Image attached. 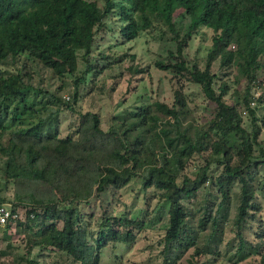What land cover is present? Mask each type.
<instances>
[{"label": "trees", "instance_id": "trees-1", "mask_svg": "<svg viewBox=\"0 0 264 264\" xmlns=\"http://www.w3.org/2000/svg\"><path fill=\"white\" fill-rule=\"evenodd\" d=\"M201 26L212 29V43L205 56H188ZM155 28L175 42L170 57L155 62L172 73V102L142 101L122 122L101 116L98 99L113 97L122 72L99 75L136 55L98 51V40L109 33L125 42ZM124 67L129 80L152 77L140 62ZM40 68L43 83L36 84ZM187 77L214 104L206 123L184 91ZM82 86L85 110L75 107ZM66 108L78 120L63 135ZM263 129L264 0H0V204L25 209L4 227H15L26 246L15 263L3 264H47L49 255L51 264H100L109 242L132 245L164 209L162 264H264ZM149 139L171 159L143 174ZM195 157L200 162L186 169ZM140 175L155 205L148 196L142 216L105 207L93 223L96 213L83 204L108 190L115 195Z\"/></svg>", "mask_w": 264, "mask_h": 264}, {"label": "rangeland", "instance_id": "rangeland-1", "mask_svg": "<svg viewBox=\"0 0 264 264\" xmlns=\"http://www.w3.org/2000/svg\"><path fill=\"white\" fill-rule=\"evenodd\" d=\"M212 29L207 26H201L199 31L195 33L190 41V45L186 49L188 56H205L208 48L212 43ZM109 52L121 53L123 51L129 54H135V60H131L130 56L126 57L122 64L116 65L115 70L107 68L99 77H106L110 79L111 75L114 73L122 72L120 82L117 89L113 92V97L105 94L99 97L100 106L97 107L101 116H106L108 114L114 115L115 121L122 122L127 120L130 112L135 109L142 101H149L154 98H159L164 101L172 102L173 95V76L172 73L163 69L156 67V60L163 59L166 60L169 56V50L175 49V42L162 35L160 29L155 28L153 31L145 30L137 38L129 41L122 42L120 37L107 34L104 38H100L97 44V50H104ZM101 64H106L109 60L99 58ZM140 62L143 66H149L152 77L147 76V73H138L130 79L129 70L124 66L131 63ZM217 66V62L214 64ZM45 74V69L40 68L35 74V83H43V77ZM221 73L220 76L231 77V73ZM186 76L189 77L187 74ZM184 79V91L191 99V105L195 108L198 118L203 122H208L211 114L213 112L214 104L210 102L203 93L200 85L191 81L189 78ZM72 77H69V79ZM45 80V79H44ZM48 83L47 80L44 81ZM58 79H52V88L55 87ZM241 84L240 86H242ZM72 90L71 85H69L64 94H70ZM87 89H81V96L75 107L81 109H87L90 107L88 101V94H86ZM232 91V88L231 90ZM259 94V91L257 92ZM77 112L71 109H63L61 111V133L63 135L67 134L69 131L74 130L77 124ZM103 125L107 127L109 124L107 121H103ZM134 138V136L132 137ZM261 141L264 144V129L260 136ZM162 145L153 139H149L145 142V146H142V171L143 174H147L150 165L160 161L163 158L170 157V153H164L161 150ZM259 150L257 149L256 153ZM200 162L198 157L190 160L186 169H194L196 164ZM175 169L177 167H174ZM143 175L136 176L133 180L128 183L124 188L118 190L114 195L111 191L104 192L101 197L93 198L90 204H83V208L86 212H95L96 216L91 220L94 223L99 217L105 207L115 206L118 211L127 210L133 216H142L143 212L147 209V198L151 197V206H154L157 202V197H153L154 189H144ZM238 190V188H237ZM9 196L13 199V191L9 190ZM264 204V198H260ZM13 204L12 202H8ZM25 214V209L20 206ZM147 213V211H146ZM142 214V215H141ZM161 214V215H160ZM264 216V210L262 212ZM160 215V218L158 216ZM148 216V215H147ZM154 218L150 221L148 228L143 230L137 237V240L130 246L122 242H109L102 249L100 264H162V253L161 249L163 244L160 242L161 232L158 227H162L167 223V211L164 209L163 212L156 211ZM149 218V216H148ZM12 231L5 229V227L0 226V249L10 250L7 255H0V264L3 261L15 263L19 258L20 254L25 253L26 246L23 234L16 231L13 227ZM39 252V248L35 247L33 249L32 255ZM44 258V257H42ZM41 258V259H42ZM47 264H51L50 261L53 259L52 256H46L44 258ZM178 264H192L187 260L183 259L178 262ZM238 264H254L251 258H247Z\"/></svg>", "mask_w": 264, "mask_h": 264}, {"label": "built area", "instance_id": "built-area-1", "mask_svg": "<svg viewBox=\"0 0 264 264\" xmlns=\"http://www.w3.org/2000/svg\"><path fill=\"white\" fill-rule=\"evenodd\" d=\"M25 214L21 208H14L11 203L0 204V226L4 227L8 222L16 223Z\"/></svg>", "mask_w": 264, "mask_h": 264}]
</instances>
